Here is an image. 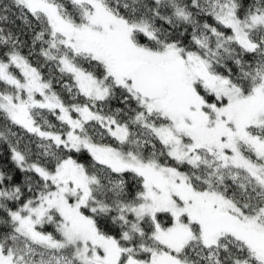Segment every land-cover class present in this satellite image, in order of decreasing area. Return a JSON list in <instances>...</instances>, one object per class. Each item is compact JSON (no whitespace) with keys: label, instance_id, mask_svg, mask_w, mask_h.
<instances>
[{"label":"snow or ice","instance_id":"obj_1","mask_svg":"<svg viewBox=\"0 0 264 264\" xmlns=\"http://www.w3.org/2000/svg\"><path fill=\"white\" fill-rule=\"evenodd\" d=\"M0 264H264V0H0Z\"/></svg>","mask_w":264,"mask_h":264},{"label":"trees","instance_id":"obj_2","mask_svg":"<svg viewBox=\"0 0 264 264\" xmlns=\"http://www.w3.org/2000/svg\"><path fill=\"white\" fill-rule=\"evenodd\" d=\"M16 23H17V24H20V21L17 20Z\"/></svg>","mask_w":264,"mask_h":264}]
</instances>
